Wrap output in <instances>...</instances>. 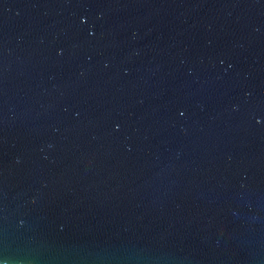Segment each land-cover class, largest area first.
Here are the masks:
<instances>
[{
	"label": "water",
	"instance_id": "95a60500",
	"mask_svg": "<svg viewBox=\"0 0 264 264\" xmlns=\"http://www.w3.org/2000/svg\"><path fill=\"white\" fill-rule=\"evenodd\" d=\"M0 264H264V0H0Z\"/></svg>",
	"mask_w": 264,
	"mask_h": 264
}]
</instances>
